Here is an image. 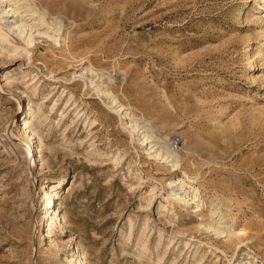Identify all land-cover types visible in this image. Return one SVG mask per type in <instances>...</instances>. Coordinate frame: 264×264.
<instances>
[{"label":"rangeland","instance_id":"374dc122","mask_svg":"<svg viewBox=\"0 0 264 264\" xmlns=\"http://www.w3.org/2000/svg\"><path fill=\"white\" fill-rule=\"evenodd\" d=\"M32 3L62 30L0 0V264H264V0Z\"/></svg>","mask_w":264,"mask_h":264},{"label":"bare ground","instance_id":"6f19581e","mask_svg":"<svg viewBox=\"0 0 264 264\" xmlns=\"http://www.w3.org/2000/svg\"><path fill=\"white\" fill-rule=\"evenodd\" d=\"M15 3H16V6H15V11L17 12V14L19 13L20 17L22 18V22L24 21L23 18H27V17H34V16H37V18L33 19L35 22H37L38 24H34V25H37L39 27H42V26H49V28H52L54 30H56L57 32H60L62 30V25L59 23V22H55V23H52V24H49L46 22L47 18H46V13H40L38 15V10H37V5L35 3H32V0H15ZM30 17V18H31ZM7 18V15L3 16V18L1 20L4 21V26L6 28H8L11 32H13L14 34H18L20 37H22L26 32H27V28H30L31 31H33L32 29L34 28V26L32 25H29V20H25V25H19V26H13L11 22H9V20H5ZM61 22V21H60ZM34 35L30 34V37H29V42H32V37ZM6 77V76H5ZM113 81V80H112ZM9 83V82H8ZM10 87V86H9ZM102 93V92H101ZM108 93V92H107ZM106 95V93H104ZM109 95V94H108ZM110 96V95H109ZM108 96V97H109ZM134 118V117H133ZM132 123H130L131 125L129 126L132 130V133L133 134H136V133H140L141 130L142 131V134L143 137V144H148V145H153L154 143V147H156L157 145L161 144L160 143V140L155 136L154 133L150 132L148 129H146V126L144 125L143 122H140V121H135V120H131ZM141 125H144L143 127ZM27 126V125H25ZM141 126V127H140ZM25 129V128H24ZM28 129V128H27ZM31 132V131H30ZM23 135V134H21ZM141 135V134H140ZM20 136V135H19ZM32 137V136H31ZM28 141V140H27ZM18 142V141H17ZM25 144V143H24ZM163 144V143H162ZM144 146V145H143ZM160 148H163L162 146L159 147L158 149ZM27 155L29 157V170H32V169H35V166H36V161L35 159H33L34 155L32 154V148L31 146L27 147ZM162 152H160L158 155L160 156ZM165 153H168V152H163V155H165ZM30 156L32 158H30ZM35 158V157H34ZM175 158V157H174ZM176 160V158L174 159ZM179 162H177L175 164V166H178ZM32 172V171H31ZM55 198V197H54ZM183 203L186 204V205H191V201L188 200L186 197L182 199ZM56 220V216H54L52 218V221L54 222ZM222 217H219V221H222ZM228 229H229V233L230 234H233L234 232V228L232 226H228Z\"/></svg>","mask_w":264,"mask_h":264},{"label":"built area","instance_id":"2783aa9c","mask_svg":"<svg viewBox=\"0 0 264 264\" xmlns=\"http://www.w3.org/2000/svg\"><path fill=\"white\" fill-rule=\"evenodd\" d=\"M172 144H173L174 146L178 145V144H179V140L176 139Z\"/></svg>","mask_w":264,"mask_h":264}]
</instances>
